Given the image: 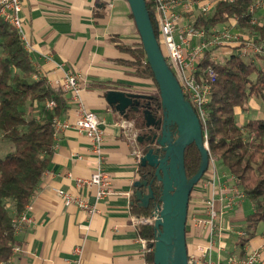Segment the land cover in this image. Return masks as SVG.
<instances>
[{"label": "crops", "instance_id": "0c3cea01", "mask_svg": "<svg viewBox=\"0 0 264 264\" xmlns=\"http://www.w3.org/2000/svg\"><path fill=\"white\" fill-rule=\"evenodd\" d=\"M22 4L26 49L38 72L53 87H61L68 72L77 74L84 104L102 121L104 167L111 175L115 193L97 199L96 187H80L76 183L78 178L87 179L96 170V156L89 138L74 126L76 103L72 102L70 91H65L68 110L59 119L66 125L56 129L50 165L30 200V221L15 236L21 250L13 255L12 264H139L142 244L138 226L145 222L132 209L136 190L133 184L139 178L132 154L137 147L135 132L133 125L122 126L127 119L106 99L109 90L141 95L156 91L148 84H153L152 80L138 77L132 67L118 63L130 57L121 46L135 45L139 38L129 4L127 0H22ZM236 45L222 47L230 54ZM248 57L264 68L262 58L252 54ZM257 102L252 97L248 102L254 112L262 109ZM243 111L242 107L236 108L241 124L252 114V110ZM59 189L88 200L97 211L90 213L76 203L65 204ZM237 189L242 190L236 177L215 157V166H209L192 191L188 213L194 212L204 197L214 194L223 210V231L217 237L213 259L230 264L231 256L244 257L250 249L260 248V263L264 264V231L258 237L249 235L244 244L237 233L236 228L245 229L246 216L254 209L252 201L246 195L240 197ZM232 196L235 203L229 206ZM246 201L251 211H245ZM196 236L188 229L187 242Z\"/></svg>", "mask_w": 264, "mask_h": 264}, {"label": "trees", "instance_id": "16d2710c", "mask_svg": "<svg viewBox=\"0 0 264 264\" xmlns=\"http://www.w3.org/2000/svg\"><path fill=\"white\" fill-rule=\"evenodd\" d=\"M146 2L159 39L153 0ZM252 2L218 0L209 16H197L195 25L210 29L237 19L240 26H250L258 33L260 40H264V16L261 24L252 25L250 21L252 14L249 6ZM130 17L134 20L131 12ZM135 29L139 37L136 44L121 46L130 57L118 63L132 67L138 77L152 80L156 91L140 98L137 110L129 108L122 115L133 122L139 147L145 153L149 129L144 109L149 108L159 118L162 105L160 91L136 25ZM237 47L233 46L224 60L216 61L211 59V51L208 50L200 64L201 67L214 66L217 73L207 104L209 152L236 177L237 184L252 201L254 209L246 216L245 229L248 235H254L258 224L264 221V116L249 118L241 124L236 108L245 110L251 97L264 100V68L252 58L247 61L236 50ZM162 51L165 55L163 48ZM48 100H55L56 106L47 108ZM67 110L65 91L61 87H53L47 77L38 72L18 31L0 18V145L1 142L13 144V150L0 156V261L12 255V247L17 243L13 219L30 202L50 165L56 146L54 118H59ZM141 135L145 136L142 142L139 140ZM200 163L199 148L195 143L189 144L185 149L188 177L198 171ZM138 174L136 181H152L154 197L147 206L142 205L136 195L137 187L133 184L136 190L132 209L138 216L149 217L160 203L162 184L157 181L152 166H144L140 162ZM186 231L188 238L187 228ZM138 234L150 242L156 237L154 224H139ZM248 240L247 237L242 238L243 244ZM145 257L148 264H155L154 249L147 251Z\"/></svg>", "mask_w": 264, "mask_h": 264}, {"label": "built area", "instance_id": "2783aa9c", "mask_svg": "<svg viewBox=\"0 0 264 264\" xmlns=\"http://www.w3.org/2000/svg\"><path fill=\"white\" fill-rule=\"evenodd\" d=\"M218 0H153L154 12L157 19L160 38L159 42L165 51V58L177 76L182 90L187 99L192 103L197 112L204 129V141L208 145V132L206 120L208 116L207 104L211 98V84L216 80L217 73L214 66L201 67V62L206 52L211 51V59L219 60L217 57L216 46L227 44L240 45V54L250 56L252 54L264 53V42L255 44L247 39L241 41L237 34L231 32L228 28H218L216 26L206 29L197 27L195 20L198 15L209 16L213 11ZM232 2L233 0H224ZM112 4L111 1H109ZM264 6V0H253L249 6V12L252 14L251 22H256L255 12ZM22 0H0V18L14 27L24 41L25 47H28L23 19L21 16ZM237 20V19H236ZM239 44H237L239 46ZM81 80L75 73H67L62 82V89L70 91L71 100L76 103V116L73 121L74 126L84 132L90 140L91 150L96 156V170L87 179L78 178L76 183L80 187H96L95 197L103 199L114 194L111 175L104 167L105 156L103 153L104 129L101 126L102 121L97 113L88 109L81 97ZM56 106L55 100L46 102L47 108ZM56 129L66 125L61 123L58 117L54 118ZM132 126L127 120L122 122L123 127ZM134 127V126H133ZM56 136V132H55ZM134 139L136 146L132 152L137 164L141 162L143 152L138 148L137 134ZM210 165L215 166V157L210 155ZM240 197L245 196L244 192L237 189ZM58 194L63 198L65 204L76 203L79 207L87 209L90 213H95L96 208L88 200L76 196L63 189L58 190ZM202 203L196 207L194 212L188 213L187 229L198 234L194 239L188 242V264H220L213 259V252L216 249L217 237H220L222 229L223 210L219 207L214 194L202 199ZM223 200V198H221ZM235 203V197L228 200V205ZM31 208L30 202L26 204L23 211L13 219L14 236H16L30 221L28 210ZM157 217L154 211L152 216L139 217V220L145 223H153ZM240 238L248 237L246 230L237 231ZM203 235V238L199 236ZM142 244L140 252L141 259L139 264H148L145 253L153 249L151 246L155 242L153 238L150 242L143 236H139ZM21 250L19 244L12 247V255L7 260L0 261V264H12L13 255ZM80 250V249H78ZM262 253L260 248L250 249L244 257L231 256L230 264H261Z\"/></svg>", "mask_w": 264, "mask_h": 264}, {"label": "water", "instance_id": "95a60500", "mask_svg": "<svg viewBox=\"0 0 264 264\" xmlns=\"http://www.w3.org/2000/svg\"><path fill=\"white\" fill-rule=\"evenodd\" d=\"M139 32L148 62L154 74L161 97L162 116L156 118L149 108L144 109L147 127H157L160 132L148 136L147 151L141 158L142 165L154 167L157 181L162 184L160 203L155 209L156 230L154 249L155 264H188L187 218L190 196L196 184L210 166V152L204 141L202 122L192 103L186 98L180 82L168 64L156 36L146 0H127ZM137 93L109 90L107 102L121 113L129 108L138 109ZM174 125V130L169 126ZM145 136H139L144 141ZM195 143L201 152L198 171L188 177L185 168V149ZM156 146L164 152L156 153ZM136 195L147 206L154 197L152 181H136Z\"/></svg>", "mask_w": 264, "mask_h": 264}, {"label": "rangeland", "instance_id": "374dc122", "mask_svg": "<svg viewBox=\"0 0 264 264\" xmlns=\"http://www.w3.org/2000/svg\"><path fill=\"white\" fill-rule=\"evenodd\" d=\"M258 13H260L261 16H259ZM263 15H264V6L263 7H260L255 12L256 22H251V24L252 25L261 24V22L263 20ZM218 27H220V28H228L234 34H237L239 36L240 40L241 41H244V42L247 41V39H249L250 41L254 42L255 44H261L262 42H264V40H260L258 33L255 30H253V28H251L250 26H240L238 23H236V21H233V20L232 21H229V23H226L224 25H219ZM237 44H239V43H237ZM241 44L242 43L239 44V46L236 48V50L240 51V45ZM221 47L222 46H216L217 57H218L219 60H224L225 57L229 54V52L225 48H223V47L221 48ZM253 52L254 51H252L251 54ZM252 55H254L255 58H257V59H261L262 58L264 60V53L252 54ZM244 57H246V60L247 61H250L249 58H251V57H248V58H247V56H244ZM148 84L151 86L150 87L151 90L152 89L154 91L156 90L155 89V86H156L155 83L152 84L151 81H149ZM252 98H254V97H252ZM254 99L258 101L257 103H260V106H261L260 108H262V109H260L261 111L260 112H254L253 111L254 109L252 107H250L249 104H247V107H246V109L244 111H246L248 109L249 110H252V111H250L252 114L249 115V118H257L258 115H260L261 117H263L264 116V100L257 99V98H254ZM252 103H255V102H252ZM245 121L246 120H244V122ZM133 130H134V132H136V130L134 129V127H133ZM11 150H13V144L12 143H10V142H1V145H0V156L1 157H3L6 153H8ZM197 185L198 184H196L195 187ZM244 207L246 209L245 211H251V207H250L249 201H246L245 202V206ZM236 229H238V230L239 229L240 230L241 229L246 230V229H244L242 227H238ZM262 231H264V221H261L258 224V226H257V228L255 230L254 235L251 234L252 235V238L253 237H258L262 233ZM250 232H253V230H250ZM233 239L235 240V238H233ZM188 241H189V239H188Z\"/></svg>", "mask_w": 264, "mask_h": 264}, {"label": "flooded vegetation", "instance_id": "af4514ba", "mask_svg": "<svg viewBox=\"0 0 264 264\" xmlns=\"http://www.w3.org/2000/svg\"><path fill=\"white\" fill-rule=\"evenodd\" d=\"M161 116H162V115H161ZM161 116H160V117H161ZM160 117H159V118H160ZM133 126H134V125H133ZM174 128H175L174 125H170V126H169V129L172 130V131L174 130ZM148 129H149V130H148V131H149V136H153V135L156 134L157 132H160V130L157 129V127H148ZM156 153H158L160 156H163V154H164V152H163L162 150L158 149L157 146H156Z\"/></svg>", "mask_w": 264, "mask_h": 264}]
</instances>
